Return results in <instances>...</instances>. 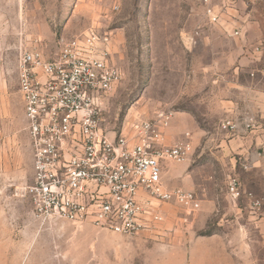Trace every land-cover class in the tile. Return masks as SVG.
I'll list each match as a JSON object with an SVG mask.
<instances>
[{
	"label": "rangeland",
	"instance_id": "rangeland-1",
	"mask_svg": "<svg viewBox=\"0 0 264 264\" xmlns=\"http://www.w3.org/2000/svg\"><path fill=\"white\" fill-rule=\"evenodd\" d=\"M236 1L229 24L239 35L232 37L208 22L201 0H0V264H264V205L262 217L253 215L226 192L235 176L264 199V171L243 170L246 153L218 130L229 115L234 78L259 86L264 97V1ZM93 27L109 35L122 72L105 103L104 127L118 134L132 121L167 111L168 126L184 114L179 127L193 140L189 161L168 165L183 172L179 187L198 195L200 209L186 213L163 204L158 228L133 237L39 222L24 196L32 162L17 89L19 54L35 41L48 54L57 40ZM193 31L199 40L188 51L181 35Z\"/></svg>",
	"mask_w": 264,
	"mask_h": 264
},
{
	"label": "built area",
	"instance_id": "built-area-1",
	"mask_svg": "<svg viewBox=\"0 0 264 264\" xmlns=\"http://www.w3.org/2000/svg\"><path fill=\"white\" fill-rule=\"evenodd\" d=\"M254 4L264 0H242ZM211 25L229 17L236 0H201ZM224 32H226L224 30ZM234 31L232 36H238ZM198 32L183 33L181 43L190 51ZM35 41L17 61V89L31 151L32 174L24 189L34 219L89 225L121 237H133L158 228L159 207L171 204L186 213L200 209L193 191L169 189L163 172L168 163L185 164L194 154L190 133L167 145L165 130L172 114L156 113L135 120L118 134L104 127L105 103L122 80L112 61V40L96 27L70 38H61L45 54ZM264 116V109L259 114ZM259 114L245 110L220 120L227 134L260 129ZM257 163L264 170L262 145L242 169ZM226 192L234 203L244 202L251 214L260 212L264 199L245 191L232 176Z\"/></svg>",
	"mask_w": 264,
	"mask_h": 264
},
{
	"label": "crops",
	"instance_id": "crops-1",
	"mask_svg": "<svg viewBox=\"0 0 264 264\" xmlns=\"http://www.w3.org/2000/svg\"><path fill=\"white\" fill-rule=\"evenodd\" d=\"M242 2V0H241ZM221 3V1H220ZM238 3L236 1L234 8L231 12H235V10L238 7ZM218 7V6H217ZM230 12V16L232 13ZM237 14V13H235ZM230 16L229 17H224L221 20L220 29L225 35L232 36V33L234 31H238V28L233 27L229 24L230 21ZM224 30L226 32H224ZM234 37V36H232ZM234 77H236L234 75ZM232 92H233V98L232 100H229L230 102V110L228 112V116L232 115H239L243 111H245L246 108L248 107H260L262 110L264 109V97H258V92L259 91V86H254V85H246L237 80V78H234L233 82L230 84ZM184 114H177L174 116L172 119V123L168 128L165 130V141L167 145H174L178 142H181L183 140V129L179 127V123L181 121H185L186 117L183 116ZM259 123H260V129L257 131L250 133V134H242V135H234V134H226L228 138V144L232 145L234 144L237 146L238 153H246V163H249V161L252 160V156L254 151L259 149V147L262 145V138L264 134V116L260 113L259 114ZM221 144L225 141H220ZM255 146V150H251V146ZM251 150V151H250ZM253 167L250 170V175H256L259 165L257 163L252 164ZM261 169V168H260ZM263 170V169H262ZM264 171V170H263ZM183 172L180 171L179 168L174 167V166H169L168 164L164 168L163 172V178L164 181L169 189H180L179 186H181V179L183 177ZM260 213V212H259ZM257 215V214H253ZM261 217L263 216V213L258 214ZM263 219V218H262ZM264 221V219H263Z\"/></svg>",
	"mask_w": 264,
	"mask_h": 264
}]
</instances>
